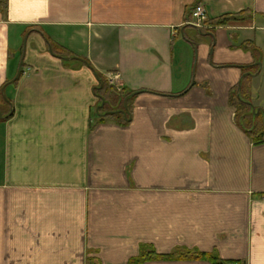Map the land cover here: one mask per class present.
<instances>
[{"label": "crops", "instance_id": "0c3cea01", "mask_svg": "<svg viewBox=\"0 0 264 264\" xmlns=\"http://www.w3.org/2000/svg\"><path fill=\"white\" fill-rule=\"evenodd\" d=\"M263 37L264 0H7L0 264H264V143L231 102L264 114ZM99 76L137 93L126 126L91 128Z\"/></svg>", "mask_w": 264, "mask_h": 264}, {"label": "trees", "instance_id": "16d2710c", "mask_svg": "<svg viewBox=\"0 0 264 264\" xmlns=\"http://www.w3.org/2000/svg\"><path fill=\"white\" fill-rule=\"evenodd\" d=\"M195 5L191 11L196 7ZM7 0L5 3H0L1 9H6ZM226 19H222L219 21H213L211 24L215 25H223L226 23ZM53 53L55 55L58 54V50L56 47L52 46ZM245 82H242L240 87L241 91L245 87ZM132 93H119L115 88L109 85L106 80L99 76L98 77V85L95 88V97L97 99V112L95 113V122L91 125L93 128L97 124H100L106 120H112L113 122L126 126L130 120V112H131V101H132ZM126 101V108H124V100ZM3 99L0 97V102ZM231 102L234 103V107L236 109V121L239 125H241L245 132L249 135V137L255 143H264V125H258L257 123H253V119H257L261 124V121L264 118V114L256 113V111H252L249 106V101L244 100V98L237 99L234 97L231 99ZM103 105L102 107H100ZM152 258L160 259V260H193V258L197 259H207L212 264H220L217 259L210 254L203 253H193L192 251L186 249H179L177 252L169 255H155L153 253H149L146 248H141L139 251V256L136 259H132L130 264H142L145 261H149Z\"/></svg>", "mask_w": 264, "mask_h": 264}, {"label": "built area", "instance_id": "2783aa9c", "mask_svg": "<svg viewBox=\"0 0 264 264\" xmlns=\"http://www.w3.org/2000/svg\"><path fill=\"white\" fill-rule=\"evenodd\" d=\"M191 25L195 28H202L204 27V24L207 22V16L206 13L201 5H197L192 11H191Z\"/></svg>", "mask_w": 264, "mask_h": 264}, {"label": "water", "instance_id": "95a60500", "mask_svg": "<svg viewBox=\"0 0 264 264\" xmlns=\"http://www.w3.org/2000/svg\"><path fill=\"white\" fill-rule=\"evenodd\" d=\"M66 61H68L69 59H65ZM137 93H134L132 96H134ZM2 96L5 99L4 95H3V90H2ZM103 105H101L100 107H102ZM124 108H126V100L124 101Z\"/></svg>", "mask_w": 264, "mask_h": 264}, {"label": "rangeland", "instance_id": "374dc122", "mask_svg": "<svg viewBox=\"0 0 264 264\" xmlns=\"http://www.w3.org/2000/svg\"><path fill=\"white\" fill-rule=\"evenodd\" d=\"M262 41H263V43H264V37L262 38ZM107 82V81H106ZM264 83V82H263ZM109 84V83H108ZM110 85V84H109ZM112 87H114L115 88V86H112ZM116 89V88H115ZM117 91L119 90V89H116ZM118 92H120V91H118Z\"/></svg>", "mask_w": 264, "mask_h": 264}]
</instances>
